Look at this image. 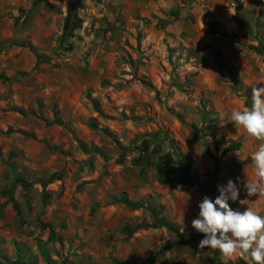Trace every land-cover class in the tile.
Wrapping results in <instances>:
<instances>
[{
    "label": "rangeland",
    "instance_id": "rangeland-1",
    "mask_svg": "<svg viewBox=\"0 0 264 264\" xmlns=\"http://www.w3.org/2000/svg\"><path fill=\"white\" fill-rule=\"evenodd\" d=\"M260 79L264 0H0V264H223L191 222L230 179L264 214Z\"/></svg>",
    "mask_w": 264,
    "mask_h": 264
},
{
    "label": "clouds",
    "instance_id": "clouds-1",
    "mask_svg": "<svg viewBox=\"0 0 264 264\" xmlns=\"http://www.w3.org/2000/svg\"><path fill=\"white\" fill-rule=\"evenodd\" d=\"M264 79L251 85L250 107L233 108L230 120L235 128L242 129L249 138L259 141L250 154L253 178L247 179L244 188L249 197L264 198ZM215 200L204 196L199 203L198 218L192 227L204 235L199 242L200 249L218 251L223 264H229L242 257L247 264H264V214L249 206L244 211L233 210L229 201L239 199V188L231 179L226 185L218 186ZM246 200H240L241 204Z\"/></svg>",
    "mask_w": 264,
    "mask_h": 264
},
{
    "label": "trees",
    "instance_id": "trees-1",
    "mask_svg": "<svg viewBox=\"0 0 264 264\" xmlns=\"http://www.w3.org/2000/svg\"><path fill=\"white\" fill-rule=\"evenodd\" d=\"M199 112H200L199 115L201 116V119H202L203 123L206 122V120L208 119V116L212 115V116L215 117V114L212 111V109H210V111L208 113H206V111L204 110V107L202 105H201V108H200ZM213 121H215V118H213ZM238 147H239V144H234V146H232V148H230V150H236ZM180 167L189 174V176H190L189 185L194 187L197 191H208V192L211 191L210 188H203L202 186L198 185L197 183H195L193 181V179H192V173L193 172L188 167H185L183 164H180ZM123 203L127 204V205H130V206L135 205V204H131V203L125 202V201ZM161 211H162V207H159V214L158 215L161 214ZM161 225L165 226V228H167V229L172 230L171 226L169 224L165 223V222H163V224H161ZM154 261L155 260L153 258H149L148 261H147V264L148 263L149 264H153Z\"/></svg>",
    "mask_w": 264,
    "mask_h": 264
}]
</instances>
